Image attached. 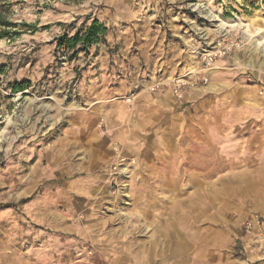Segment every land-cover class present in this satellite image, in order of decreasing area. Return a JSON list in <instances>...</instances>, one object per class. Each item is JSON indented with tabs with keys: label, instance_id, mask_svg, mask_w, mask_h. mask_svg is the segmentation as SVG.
Masks as SVG:
<instances>
[{
	"label": "rangeland",
	"instance_id": "374dc122",
	"mask_svg": "<svg viewBox=\"0 0 264 264\" xmlns=\"http://www.w3.org/2000/svg\"><path fill=\"white\" fill-rule=\"evenodd\" d=\"M0 19L18 32L0 38V264H264V0H0ZM92 19L96 44L58 46ZM152 29V75L196 81L193 124L245 156L168 182L107 137L100 95L131 106L124 84L142 81L121 39ZM222 36L240 48L208 67L196 50Z\"/></svg>",
	"mask_w": 264,
	"mask_h": 264
},
{
	"label": "crops",
	"instance_id": "0c3cea01",
	"mask_svg": "<svg viewBox=\"0 0 264 264\" xmlns=\"http://www.w3.org/2000/svg\"><path fill=\"white\" fill-rule=\"evenodd\" d=\"M130 18L132 20L129 24L133 22V15ZM107 23L113 24V20H107ZM129 27L132 29L131 26ZM130 36L121 39L123 52L131 55L121 66L127 71L134 72L137 69L134 64L135 55H140L142 57V81L139 82L137 78L133 79L131 75V78L127 79V84H124L126 93H135L131 106L116 99V96L110 97L109 92L103 93L104 98L100 95L99 108L104 109L109 117L106 123L109 130L107 137L109 139L118 137L127 151L136 154L139 165L162 166L163 170L158 172L159 178L168 182L177 181L182 177H187L188 180L193 179L194 173L189 171L194 163L204 166L219 165L229 159L245 156L241 152L229 155L227 151L223 154L220 151L226 150L228 146L220 147L213 141H206L204 133H208L207 127L193 124L194 111L190 109L193 110L195 101L206 99L203 95L187 93L177 98L172 92L169 79L161 75H152L159 69L158 65L162 67L157 58V54L163 50L164 42L160 30L152 29L148 32L142 30V41H133L132 33ZM148 71L152 73L149 74ZM147 76H150V81L147 80ZM147 81L162 82L165 84V90L151 92L146 86ZM152 134L154 139H151ZM195 149L200 150L197 157L193 153ZM235 149H238L237 145ZM212 150L218 151L212 152ZM195 158H201V161L196 163Z\"/></svg>",
	"mask_w": 264,
	"mask_h": 264
},
{
	"label": "built area",
	"instance_id": "2783aa9c",
	"mask_svg": "<svg viewBox=\"0 0 264 264\" xmlns=\"http://www.w3.org/2000/svg\"><path fill=\"white\" fill-rule=\"evenodd\" d=\"M240 48V41L228 37L222 36L216 40L213 46L208 50H196V53L200 56L202 62L208 67H216L218 61L224 57H226L231 52ZM195 52V51H194ZM170 84L172 86V92L175 97L181 98L184 93L192 88L196 81H192L186 75H178L171 79ZM165 84L155 83L149 87V91L151 92H163L165 89ZM259 93L264 95V83L260 87ZM134 95H130L127 98V101H131Z\"/></svg>",
	"mask_w": 264,
	"mask_h": 264
},
{
	"label": "trees",
	"instance_id": "16d2710c",
	"mask_svg": "<svg viewBox=\"0 0 264 264\" xmlns=\"http://www.w3.org/2000/svg\"><path fill=\"white\" fill-rule=\"evenodd\" d=\"M0 38L6 37L8 35L15 36L17 31H7L6 26H9L10 23H5L0 19ZM23 26H28L25 23H21ZM106 27L104 23L98 21L97 19H92L83 29L77 30L71 36L66 37L62 36L58 40V46L65 45L66 48L73 49L77 44L80 45L82 51H86L87 47L93 44H96L100 38L105 34ZM23 88L20 84H15L13 91H18Z\"/></svg>",
	"mask_w": 264,
	"mask_h": 264
},
{
	"label": "bare ground",
	"instance_id": "6f19581e",
	"mask_svg": "<svg viewBox=\"0 0 264 264\" xmlns=\"http://www.w3.org/2000/svg\"><path fill=\"white\" fill-rule=\"evenodd\" d=\"M237 25H242V24L237 23ZM225 26H226L225 24H221V25H220V28H221L222 30H225ZM115 149H117V148H115Z\"/></svg>",
	"mask_w": 264,
	"mask_h": 264
}]
</instances>
